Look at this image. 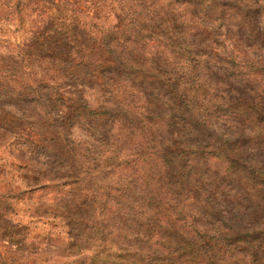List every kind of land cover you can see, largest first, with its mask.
Masks as SVG:
<instances>
[{
  "label": "rangeland",
  "instance_id": "1",
  "mask_svg": "<svg viewBox=\"0 0 264 264\" xmlns=\"http://www.w3.org/2000/svg\"><path fill=\"white\" fill-rule=\"evenodd\" d=\"M0 264H264V0H0Z\"/></svg>",
  "mask_w": 264,
  "mask_h": 264
},
{
  "label": "trees",
  "instance_id": "2",
  "mask_svg": "<svg viewBox=\"0 0 264 264\" xmlns=\"http://www.w3.org/2000/svg\"><path fill=\"white\" fill-rule=\"evenodd\" d=\"M161 41H162L163 43H166V40H164V39H162V38H161Z\"/></svg>",
  "mask_w": 264,
  "mask_h": 264
}]
</instances>
